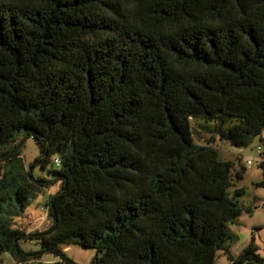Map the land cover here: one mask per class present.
<instances>
[{"label": "trees", "instance_id": "1", "mask_svg": "<svg viewBox=\"0 0 264 264\" xmlns=\"http://www.w3.org/2000/svg\"><path fill=\"white\" fill-rule=\"evenodd\" d=\"M195 119L236 148L260 137L264 0H0V146L22 135L0 151V254L76 264L59 249L74 244L91 264H215L217 251L264 264L251 242L228 254L244 167L195 146ZM26 138L39 155L6 171ZM47 188L48 226L14 227Z\"/></svg>", "mask_w": 264, "mask_h": 264}, {"label": "rangeland", "instance_id": "2", "mask_svg": "<svg viewBox=\"0 0 264 264\" xmlns=\"http://www.w3.org/2000/svg\"><path fill=\"white\" fill-rule=\"evenodd\" d=\"M190 129L195 146L209 145L216 150L220 160L230 161L235 166L244 167L243 178L237 183L238 187L244 189V193L236 198L230 195V198L236 200L244 211L234 224L227 225L230 233V238L225 242L228 254L235 258L251 242L255 248V253L264 259V184H260L263 180V174L258 166L262 151L259 138H264V130L260 137H254L246 147L236 148L218 137L214 132L213 122L195 119L190 122ZM21 136L20 133L10 143L1 145L0 151L11 149L20 142ZM39 153V149L32 138L24 139L20 144L18 157L7 162L6 171H14L13 173H15L21 168L28 170ZM246 161L251 162L249 167L246 166ZM0 166H2V162H0ZM53 168L51 163L44 170L35 166L31 169V173L35 178L47 177V170ZM54 190V188H47L35 194L21 213L11 216L13 226L25 232L45 229L49 222L44 203L48 195ZM4 194L12 197L9 189ZM20 247L24 251H38L40 249L37 241H21ZM59 249L76 264H91L95 256L94 249H86L74 244L67 247L59 246ZM59 261V258L54 254L44 253L38 260H31L26 264H60ZM214 262L215 264H228L226 254L223 251H217ZM0 264H15V262L7 253H1Z\"/></svg>", "mask_w": 264, "mask_h": 264}, {"label": "built area", "instance_id": "3", "mask_svg": "<svg viewBox=\"0 0 264 264\" xmlns=\"http://www.w3.org/2000/svg\"><path fill=\"white\" fill-rule=\"evenodd\" d=\"M259 150V148H258ZM54 164L55 166L57 167L58 166V159H54ZM251 165V162L250 161H246V166L249 167Z\"/></svg>", "mask_w": 264, "mask_h": 264}]
</instances>
